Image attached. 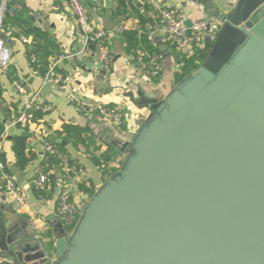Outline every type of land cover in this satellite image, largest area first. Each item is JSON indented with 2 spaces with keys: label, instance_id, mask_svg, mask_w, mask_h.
Listing matches in <instances>:
<instances>
[{
  "label": "water",
  "instance_id": "obj_1",
  "mask_svg": "<svg viewBox=\"0 0 264 264\" xmlns=\"http://www.w3.org/2000/svg\"><path fill=\"white\" fill-rule=\"evenodd\" d=\"M230 5L165 97L129 92L148 114L70 232L0 215V264H264V0Z\"/></svg>",
  "mask_w": 264,
  "mask_h": 264
},
{
  "label": "crops",
  "instance_id": "obj_2",
  "mask_svg": "<svg viewBox=\"0 0 264 264\" xmlns=\"http://www.w3.org/2000/svg\"><path fill=\"white\" fill-rule=\"evenodd\" d=\"M102 1L103 5L96 6L90 0H83L91 18L110 33L114 62L108 69L101 68L98 64L94 45L81 33L75 14L65 0L7 1V5L13 6L14 10L5 11L10 16L19 15L22 26L15 27L19 32L17 36L7 38L12 58L9 68L0 70V90L3 94V99H0V153L7 171L22 184L26 205L21 209L17 208L0 189V215L6 220L28 219L41 232L53 229L50 218L56 216L61 220L58 216L57 195L60 183L65 180L62 166L54 167L51 172L53 179L48 181L47 188L42 193L32 184L36 170L42 168L44 158L41 138L32 133L29 150L34 151L35 156L26 166L18 163L14 138L22 135L28 128L17 124L15 119L28 98L40 93L42 99L52 105V110L39 120L35 119L30 128L43 134L44 139L76 166L74 180L70 182L71 199L82 207L92 196L90 192H95L106 181L97 160L100 155L105 152L114 154L115 164L122 162L125 157L123 152L107 140L108 134L136 133L148 114L147 109H139L131 102L129 92L136 93L137 89H142L145 92H155L156 96L163 98L178 83L176 75L179 60L175 59L178 52L173 49L172 43L164 40L158 16L138 0H132L133 6H128L125 15L117 14L113 8V0L110 7H107L105 0ZM204 1L164 0L167 6H182L187 21L205 19L213 21L214 27L219 18H226L231 10L230 4L237 0H212L209 5ZM216 5L221 10L218 15H214ZM139 16H143L144 20L141 21ZM119 24L125 25L128 30L135 28L146 32L151 45L163 54L164 67L159 77H145L144 70L135 57L136 52L127 49L125 34L114 32ZM158 32L160 37L156 36ZM21 36L28 37L29 42L23 43ZM205 43L208 54L211 46L206 40ZM32 55L37 57L40 66L32 64ZM45 61L48 62L47 68L54 62L57 64V72L68 77V86L72 90L88 98L123 106L127 114L123 128L117 130L110 122L96 115L83 114L69 102L58 84L53 81L45 82L42 64ZM14 81L22 82L27 92L19 93ZM66 124L78 127L80 133L69 137L64 133ZM55 144H61L63 148L60 149ZM82 185L87 190H83Z\"/></svg>",
  "mask_w": 264,
  "mask_h": 264
},
{
  "label": "built area",
  "instance_id": "obj_3",
  "mask_svg": "<svg viewBox=\"0 0 264 264\" xmlns=\"http://www.w3.org/2000/svg\"><path fill=\"white\" fill-rule=\"evenodd\" d=\"M8 0H2L0 5V70L9 68L12 51L6 40L13 36L14 28H8L7 32L2 31V17L6 10ZM97 6L101 4V0H90ZM147 5L154 12L161 23L162 34L164 40L176 45V51L181 57L192 58L197 51L205 48V40L209 34V22L205 19H199L187 24V17L182 6H167L164 0H138ZM67 5L73 11L77 24L81 33L87 38L95 49V56L101 68L108 69L114 62V53L110 47V33L91 18L83 0H65ZM127 30L123 24H119L114 29L115 33L122 34ZM23 43H28L26 36H21ZM180 57V58H181ZM141 68L144 70L146 78L159 77L164 67V56L162 53H152L149 51H139L136 56ZM31 62L40 66L36 56H31ZM57 64L54 62L46 69L44 74L45 82L53 81L60 86L66 93L70 103L74 104L83 114L96 115L102 120L110 122L117 130H121L127 121L125 108L120 105L109 104L99 99L88 98L82 93L72 90L68 86V77L57 72ZM19 93L25 94L26 88L22 82L14 81ZM52 110V105L42 99L40 93H35L28 98L22 109L16 116V123L28 128L36 137L42 139L44 158L46 166L54 167L52 159L58 157L63 168L65 180L60 183L57 195L58 216L64 221L65 227H73L78 221L82 207L71 199L70 182L74 180L76 166L71 160L61 153L52 143L47 141L43 134L31 129L34 123L33 113L42 115ZM34 141V140H32ZM33 143V142H32ZM31 143V144H32ZM56 166V165H55ZM52 172V169H51ZM48 174L39 168L35 172L32 184L36 189H42L48 182ZM0 189L10 198L17 208H23L26 205V196L22 184L19 179L7 171L4 161L0 157Z\"/></svg>",
  "mask_w": 264,
  "mask_h": 264
},
{
  "label": "trees",
  "instance_id": "obj_4",
  "mask_svg": "<svg viewBox=\"0 0 264 264\" xmlns=\"http://www.w3.org/2000/svg\"><path fill=\"white\" fill-rule=\"evenodd\" d=\"M113 1H114L113 8L116 9V12L118 15H125V13L128 12V6L129 5L133 6L132 0H113ZM1 3H2V0H0V5H1ZM103 4L104 3L101 0L100 5H103ZM147 8H149V7L147 6ZM139 18L141 19V21L144 20L143 16H139ZM19 20H20L19 15L10 16V14L5 11L3 13V17H2V25H1L2 31L4 33H6L8 28H14L15 29L16 26L21 27L22 25H21V22ZM12 34H13V36H17L19 34V32L17 29H15ZM124 34H125V38H126L127 49L130 52L135 51L136 52L135 57L137 56L139 51H149L152 53H160L157 49H155L151 45V43L147 37L146 32H144L143 30H138L135 28L131 29V30L127 29V30H125ZM35 48H36V46H35ZM196 53L197 54L195 56H193L192 58H185V57L180 58L179 70H178L177 75H176L177 82L182 80L187 74H189L193 69L197 68L202 63V61L204 60V58L207 55V49L206 48L201 49V50L197 51ZM42 64L44 65V71L43 72H45L47 69L46 66L48 65V62L45 61V62H42ZM0 99H3V94H2L1 90H0ZM35 119H37V120L40 119V113H38V112L33 113V119L32 120H35ZM1 133H2V130L0 129V136H1ZM64 133H66V135H68L69 137L73 136V135L75 136V135L80 133V129L78 127L72 125V124H66L64 127ZM31 137H32V133L30 132V130L26 129L22 135H19V136L14 138V144H15L14 147H15V150L17 153L18 163L21 166H26V164L31 162L35 156L34 151H32L31 149L29 150ZM56 146L59 147L60 149L63 148L61 144H57ZM0 157L2 160H4L1 153H0ZM97 160H98L99 167L102 170V173L104 174L105 180H107L109 176H111L114 172H116L120 168V165H121V162H119V163L117 162L115 164L116 159L114 158V154H112L110 152L102 153L100 155V158H98ZM52 161H53L52 165H54V167H55V165L57 166L60 164V159L58 157H54L52 159ZM54 167L53 166L52 167L46 166L44 161L42 163L43 170L47 173L50 172L48 174V181L50 179H53V174H51V169L53 170ZM47 184H48V182H47ZM47 184L44 188L39 189V190H41L40 191L41 193L43 191H45V189L47 188ZM82 189L87 190L85 185H82ZM90 194L93 195L94 191H91ZM67 230H68V232H70L72 230V226L67 227Z\"/></svg>",
  "mask_w": 264,
  "mask_h": 264
},
{
  "label": "rangeland",
  "instance_id": "obj_5",
  "mask_svg": "<svg viewBox=\"0 0 264 264\" xmlns=\"http://www.w3.org/2000/svg\"><path fill=\"white\" fill-rule=\"evenodd\" d=\"M123 162V161H122ZM122 162H121V164H122Z\"/></svg>",
  "mask_w": 264,
  "mask_h": 264
}]
</instances>
